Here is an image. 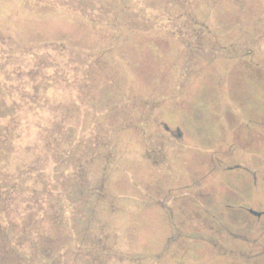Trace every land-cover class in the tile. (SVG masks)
<instances>
[{"label":"rangeland","instance_id":"374dc122","mask_svg":"<svg viewBox=\"0 0 264 264\" xmlns=\"http://www.w3.org/2000/svg\"><path fill=\"white\" fill-rule=\"evenodd\" d=\"M35 4L47 10L37 11ZM143 53L156 60L154 69L150 60L141 65ZM124 63L141 72L130 65L127 70ZM159 67L165 69L162 83H173H166L171 89L160 97L149 88L153 85L140 80L147 75L155 81ZM204 80L215 98H204L210 94ZM185 81L192 99L181 97L184 90L178 94ZM122 93L133 97L109 105ZM174 101L192 120L184 131L188 143L197 144L190 148L205 156L220 153L225 168L236 162L247 168L231 172L222 167L212 176L205 162L189 165L187 173L176 165L180 158L173 157L169 145L174 138L165 132L166 138L158 140L154 132V114ZM122 106L129 127L104 132L108 110L121 112ZM183 106L194 107V113ZM206 106L212 108L209 122ZM138 114L144 119L135 120ZM164 114L160 125L170 124ZM108 136L119 154L127 151L123 162L135 160L141 175L127 173L120 181L123 192H112L119 210H104L111 199L103 195L102 222L120 230L122 224H142L147 229L140 233L158 239L155 246L163 258L157 264H264V218L241 210L235 214H247L246 220L232 223L233 210L206 209L236 195L241 202L264 206V0H0V264L83 261L78 248L84 241L73 231L84 223L79 216L93 208L92 175L99 183L106 180L93 172L92 160L95 150H105L95 143ZM142 141L162 143L155 149L163 157L144 162ZM154 173L161 178L160 197L151 196ZM143 182L151 185L144 188ZM182 184L193 185L192 196L178 191L172 203L170 188ZM195 190L204 194V204ZM139 192L149 198H140ZM186 199L193 210L173 209ZM225 228L238 237L228 238ZM126 240L121 236L127 245ZM254 240L257 246L250 253ZM129 257L122 264H134Z\"/></svg>","mask_w":264,"mask_h":264},{"label":"flooded vegetation","instance_id":"af4514ba","mask_svg":"<svg viewBox=\"0 0 264 264\" xmlns=\"http://www.w3.org/2000/svg\"><path fill=\"white\" fill-rule=\"evenodd\" d=\"M37 4H35L34 8L37 11L43 12L45 10H47L44 7L41 6H36ZM27 9L29 12L32 11V7L27 6ZM41 24L44 22H40ZM157 49V48H155ZM156 51V50H155ZM155 54V52H153ZM157 53H160V51H157ZM144 55L146 54H142L141 55V65H144V63L146 61H151L152 62V69H154V67H156L158 64L157 62H155L156 60H153L152 58H146ZM124 57L128 58V55H124ZM125 66L127 67V70H134L135 67H132L130 65V63H124ZM148 64V63H147ZM146 64V65H147ZM128 65L131 66V68H128ZM196 65H198L196 63ZM146 68V67H144ZM147 69V68H146ZM161 72H159L156 76L157 79L155 81H150L147 80V75H144V79H140L145 85H153L151 87H149L151 90L155 89L158 97L161 96V92L167 91L170 88L171 85H173V83H170V80L167 81L166 83H168V85L170 86H166V83H162L165 81V73L162 71H165L164 68H160ZM135 70H138L141 72V68H135ZM159 70V71H160ZM176 71L178 69H175ZM195 71V70H194ZM194 71L191 70V74L193 75ZM238 74V73H235ZM203 75V73L201 74ZM167 76V75H166ZM153 78V77H152ZM146 80V81H145ZM191 80V79H190ZM125 81V80H124ZM207 81V79H206ZM204 80V85L205 82ZM193 81L191 80L190 83H192ZM187 81H185L182 84V89L178 91V94H180L183 90L184 92L182 93L181 97L185 98H194V96L192 95H188V93H186L187 91ZM199 84H201V82H199ZM207 84V83H206ZM198 85V82H197ZM163 86V87H161ZM206 86V85H205ZM147 87V86H146ZM206 89V92L210 93L209 90V86L207 85L206 87H204V91ZM174 90H176V92L172 95V97H178L177 94V88H174ZM113 94H112V93ZM110 93L111 95H114L115 93V89H110ZM211 94V93H210ZM206 95L204 96V98L209 100L211 98H215V94H211V95ZM133 97V95L131 94H121V95H117V98H113L111 97L109 99L110 104L109 105H113L114 103H120L123 102L124 97L129 98V97ZM142 94H139L138 97H141ZM217 98V96H216ZM144 102V101H143ZM106 105V106H109ZM167 104H165L166 107ZM168 107L166 108L165 111H159L156 114H154L157 118L154 121L155 122V133L157 135H155V137L159 140L161 137H164L165 132L170 136V138H174V142L173 143H169L170 146H174V150H172V155L173 157L176 158V154H178V157L180 159H177L176 161V165L180 166L182 168L183 171H185L186 173L190 170L188 169L189 165L193 166V163H197V162H205L207 164V172L208 174L213 176V171H215L216 169L219 168V172L221 173L222 171L226 170V171H231V172H235L237 171V169H245L247 167H243L240 164H237V162L232 165L231 167L226 166L225 168V164H224V160H223V156L220 153H217L216 151L212 152V156H205L204 153H198L197 150H194L193 148H190L189 146H197L194 145L192 142L188 143L187 139H186V135H184V131L189 130L190 128V122L192 120H189L186 115L184 116V113H180L181 111H178L177 107V103L174 102H169L168 103ZM188 107V106H187ZM182 107V109L187 110L190 109L193 112V110H195L194 107ZM114 107H111L110 110H108L107 115L105 116L106 122V129L104 132H109V130H113L111 129L112 127H120L122 131L125 130V125L127 127H129V123H125V119L128 120V117L126 115V111L123 110V106L121 108V112H119V110H113ZM212 108H208V106L204 107V113L206 114V119H208V122L211 121L210 118V112L209 110H211ZM197 112H201L199 110V108H197L196 110ZM141 112V111H140ZM164 112H166L164 114ZM114 113L120 114V115H114ZM191 113V115H192ZM166 116V120H168V122H170V124H168L166 121L161 122L160 125V121L158 120V118L162 115ZM190 114V113H189ZM190 115V116H191ZM182 117V119L180 120V118ZM193 116H195V118H197L198 114H194ZM199 117H201V123L204 125V114H199ZM136 118V119H135ZM135 120H143L144 118H142V116H140V114H138L136 117H134ZM114 124H119V125H114ZM114 125V126H113ZM96 127L98 128L97 131L99 129H101V127L99 125H96ZM209 128V125H208ZM207 128V129H208ZM211 129V128H210ZM164 131V132H163ZM111 133V132H109ZM184 135V136H183ZM118 137V134H117ZM140 137V136H139ZM105 139V138H104ZM95 145L97 147L99 146H105L104 147V151L103 152H98L97 150H95L96 154L94 155V159L92 160L93 164V172L97 173L98 175H100L99 177L102 179L105 178L106 180L102 183L97 182L94 179V174L92 175V179H93V183L88 187V192H89V196L93 199V203H90L92 205L93 208H95L93 210H88L87 213H83L79 216L78 220L83 219L84 223L82 222H78L76 227H74V231L73 234L75 236H77V238L79 239H83L84 242L80 241L81 243H79V245H81V247H79V255L82 256L84 259L83 261H81L78 264H122L126 263L125 262V257H129V262L132 261L134 264H157L162 260V256L160 255V250L156 248L155 244L157 243L156 238H150L149 235H146L144 231H142V233H140V231L142 229H147L144 228L142 226V224H137V223H126L125 225L122 224L124 227H122L124 230V234H119V230L120 228L117 227H113V223L112 222H102L99 218V215H102L103 210H102V206H101V202L100 200L102 199L103 195L106 197H110L111 201H108L107 203V207L104 208V210H119L118 208V204L119 202H117L116 200H114L113 196H111L112 192L113 193H117L118 192H123L122 191V184L121 182H123V180L125 179V175L127 173H130L134 178H138L140 177V170L138 165L136 164L137 162L135 160H131V161H127V162H123L124 159V155L127 154L126 150H121V153L119 154L118 150L115 147V143H113L112 141H110V138L108 136V141H105L104 143H98L96 142ZM161 146L162 143H159V141H157V143H145V142H140L139 146L141 147V149L143 150L139 155L141 157H143L144 162L146 163H150V164H154L157 162L156 157H163V153L160 152V150H156L155 148L157 146ZM201 146H203V144H200ZM159 151V152H158ZM159 156H158V155ZM217 156V157H214ZM218 156H221V158H219ZM162 159V158H160ZM183 166V167H182ZM191 166V167H192ZM248 166V165H247ZM190 167V168H191ZM224 167V170L223 168ZM192 170V169H191ZM218 172V175H219ZM192 175V171L189 172ZM215 177V181L218 182L219 180V176ZM156 176V177H155ZM210 176V177H212ZM114 177L115 181H111L112 178ZM161 178L159 177V175L157 173H154L150 176V181H152V187H150L153 191V197L158 196L160 197L161 193L159 192L158 188L160 187V184H158ZM196 182H198V177L194 178ZM193 179V180H194ZM253 179L257 180V176L253 175ZM117 180V181H116ZM121 181V182H120ZM255 182V181H254ZM228 183V182H227ZM229 184V183H228ZM141 185L145 188H148L149 185L151 184H143L141 183ZM223 185V184H222ZM183 187H179V188H170V194L169 196L172 197V203H176L174 202L175 197L174 193L181 191L184 194L185 197H189V195L192 196V191L189 188H193V185H191L190 187H188L186 184L183 185ZM258 187V185H255ZM223 187V186H221ZM240 185L237 186V188H239ZM105 188V190H104ZM233 190H236L235 186H232ZM113 189V190H112ZM264 189V186H263ZM117 190V191H116ZM87 190H84V192H86ZM126 192V191H125ZM188 192V194H187ZM194 192V191H193ZM208 192V191H207ZM236 192V191H234ZM79 195L81 196V194H83V192L81 190H78ZM129 193V191H128ZM209 193V192H208ZM109 194V196H108ZM128 195V194H127ZM137 195L140 198H149L148 197V193L146 194H142L141 192L137 193ZM183 195V194H182ZM195 195L199 197L201 203L204 204V194L203 193H196L195 190ZM152 198V197H151ZM221 199V198H220ZM183 202V206H181L182 203H180V205L175 204V206H173V209L175 210H193V208L188 207L187 204V199L182 201ZM200 203V204H201ZM255 205V204H254ZM98 209V210H96ZM207 210H224V212L230 213L232 210V214L229 216V220L228 222H232L235 223V219H241L240 216H237L235 213L237 210H246V213L248 214V216L251 218H255L256 220H260L261 218H264V212L263 211H255V210H264V206L259 207V206H253L252 204L250 205L249 203H247V201H240V198L236 195V197H229V198H224L223 201L221 199V202L217 205H215V203H212L210 206L206 207ZM169 210H172L171 208ZM200 210H204V206L201 204ZM226 210V211H225ZM213 217V215H212ZM251 218H249V221H251ZM258 218V219H257ZM82 224H85L82 225ZM252 225L254 224V226H257L256 223H254L252 221L251 223ZM82 226V227H81ZM119 229V230H118ZM226 229V228H225ZM120 230V232H121ZM224 233L226 234V236L230 239H236V237L233 235V233L229 232L227 229L224 231ZM121 236H124L127 240V245L120 241ZM241 239V238H240ZM244 239V237H243ZM250 245H253V249H249L250 253H254V249L255 246H257V242L256 240L252 241L250 243ZM96 251V252H95ZM128 252H131V255H129ZM93 253H97V256H101L102 259H98L96 258V256L93 255ZM113 257V258H112ZM166 259V257L164 256V260Z\"/></svg>","mask_w":264,"mask_h":264},{"label":"water","instance_id":"95a60500","mask_svg":"<svg viewBox=\"0 0 264 264\" xmlns=\"http://www.w3.org/2000/svg\"><path fill=\"white\" fill-rule=\"evenodd\" d=\"M237 211L242 212L241 210H237ZM242 213H243V212H242ZM240 218H243L244 220H246V218H247V214H243V216H241Z\"/></svg>","mask_w":264,"mask_h":264}]
</instances>
